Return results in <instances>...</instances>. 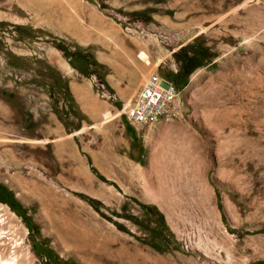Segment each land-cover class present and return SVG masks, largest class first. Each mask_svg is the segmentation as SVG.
<instances>
[{
	"label": "rangeland",
	"instance_id": "1",
	"mask_svg": "<svg viewBox=\"0 0 264 264\" xmlns=\"http://www.w3.org/2000/svg\"><path fill=\"white\" fill-rule=\"evenodd\" d=\"M109 40L179 117L133 125L97 93ZM0 185L17 264H264V0H0Z\"/></svg>",
	"mask_w": 264,
	"mask_h": 264
},
{
	"label": "built area",
	"instance_id": "2",
	"mask_svg": "<svg viewBox=\"0 0 264 264\" xmlns=\"http://www.w3.org/2000/svg\"><path fill=\"white\" fill-rule=\"evenodd\" d=\"M89 80L102 98L114 103L119 100L117 94L96 75L92 74ZM184 106L181 90L167 78L154 73L136 97L120 103L118 114H123L133 125H141L159 118H177L183 113Z\"/></svg>",
	"mask_w": 264,
	"mask_h": 264
},
{
	"label": "crops",
	"instance_id": "3",
	"mask_svg": "<svg viewBox=\"0 0 264 264\" xmlns=\"http://www.w3.org/2000/svg\"><path fill=\"white\" fill-rule=\"evenodd\" d=\"M109 44H114V50L122 52L124 58L123 61H118L114 57H110L106 52L102 55L104 51L102 53L101 51L99 52L101 55L99 60L105 65L107 70V72H105L107 84L110 89L117 94L119 101L127 98H134L138 95L143 86L145 77L148 75L150 69L145 64H142L139 67L137 66L134 60L137 46L133 45V43H128L127 45L120 47L109 40ZM127 69L128 72L126 71ZM133 69L137 71L136 74L133 73ZM70 86L75 97H78L83 89L85 91L90 89V85L86 82L78 83V85L77 83L72 82Z\"/></svg>",
	"mask_w": 264,
	"mask_h": 264
},
{
	"label": "trees",
	"instance_id": "4",
	"mask_svg": "<svg viewBox=\"0 0 264 264\" xmlns=\"http://www.w3.org/2000/svg\"><path fill=\"white\" fill-rule=\"evenodd\" d=\"M62 49L64 50V53L66 55H71L72 57L78 58L79 60H83L84 59V55L79 51L76 50L75 52H70L68 51L67 48L62 47ZM84 62V61H81ZM84 72L87 73V75L89 74V77L94 74L92 72L89 71V68L86 67V69H84ZM96 75V74H94ZM97 76V75H96ZM99 78L100 81L106 83L101 77L97 76ZM0 194L5 195L7 197H11L12 196V192L5 189L3 186L0 185ZM147 210L153 214L155 216L154 222H155V228H159L160 231H162L163 229H165V220H164V216L162 214V212L155 206V205H147L146 206ZM32 225H29V227H31ZM166 239L164 237H160L158 239L155 238V236H153L151 238L150 244L152 247L156 248V249H160L162 248V246H164L166 244ZM49 258L50 256H46L44 258L43 263L44 264H49ZM57 264H78L77 262L71 260V259H63V258H59L58 259V263Z\"/></svg>",
	"mask_w": 264,
	"mask_h": 264
},
{
	"label": "bare ground",
	"instance_id": "5",
	"mask_svg": "<svg viewBox=\"0 0 264 264\" xmlns=\"http://www.w3.org/2000/svg\"><path fill=\"white\" fill-rule=\"evenodd\" d=\"M3 234H4V232L0 230V238L5 237V240L8 239ZM0 264H17V257L16 256H10L9 258H3L0 255Z\"/></svg>",
	"mask_w": 264,
	"mask_h": 264
}]
</instances>
